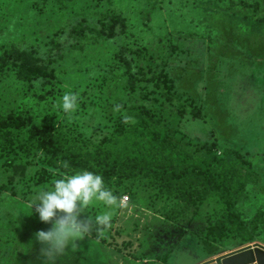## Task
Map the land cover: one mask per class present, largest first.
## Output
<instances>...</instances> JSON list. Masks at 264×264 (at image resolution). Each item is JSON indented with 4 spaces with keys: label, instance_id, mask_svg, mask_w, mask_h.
I'll use <instances>...</instances> for the list:
<instances>
[{
    "label": "rangeland",
    "instance_id": "obj_1",
    "mask_svg": "<svg viewBox=\"0 0 264 264\" xmlns=\"http://www.w3.org/2000/svg\"><path fill=\"white\" fill-rule=\"evenodd\" d=\"M223 4L227 12L242 15L229 0ZM262 4L264 15V0ZM212 8V0H0V55L12 48L35 52L37 59L50 55L47 71L56 78L51 85L38 84L32 90L18 69L0 66V116L28 110L48 126L72 128L68 135L76 130L94 148L98 143L102 149L111 144L117 149L122 138L115 132L116 123L130 108L144 103L140 91L131 93L133 86L117 60L121 47L135 48L138 56H127L133 71L162 69L179 101L200 109L201 117L188 112L181 120L171 105L165 106L166 133L177 154L188 147L199 156L204 151L195 149L215 139L219 148L255 154L250 168L236 162L237 173L232 174L235 185L241 184L237 211L242 222L228 223L217 195L194 174L167 188L139 173L132 190L137 195L134 202L126 201L115 210L94 202L81 216L114 211L104 238L95 231L87 234L77 250H69L57 264H198L242 246L264 245V34L241 38L243 29L234 31L208 12ZM112 15L123 19V27L113 40L101 42L90 29H98ZM69 91L79 97L71 116L58 107ZM116 104L122 105L120 112L113 111ZM149 107L157 114L156 103ZM182 166L186 167L183 161ZM3 169L0 183L9 175ZM30 175L27 168L25 179ZM55 179L38 188L51 186ZM33 191L25 200L30 202ZM20 206L18 212L27 217L32 213L33 223L39 225L36 232L51 228L40 221L35 206L33 211L29 203ZM33 229H27V235H33ZM23 240L17 247L29 245L34 262L42 245L29 243L30 237ZM5 248L9 261L2 254L0 264L20 257L15 247L0 242V250ZM36 264H43V257Z\"/></svg>",
    "mask_w": 264,
    "mask_h": 264
},
{
    "label": "trees",
    "instance_id": "obj_2",
    "mask_svg": "<svg viewBox=\"0 0 264 264\" xmlns=\"http://www.w3.org/2000/svg\"><path fill=\"white\" fill-rule=\"evenodd\" d=\"M262 1L229 0L231 5L239 6L243 11L242 15H238L227 12L228 9L223 4L225 0H212L213 13L209 9L208 12L217 14L219 19H223L234 31L243 29L241 38L252 40L253 36L264 34V15L260 13ZM118 27H123V19L119 15H112L107 21H101L98 29L92 28L90 31L102 42L113 40ZM137 52L135 48L121 47L117 54V60L122 64L126 77L133 86L131 93L140 91L144 101L142 105L127 111L128 116L134 118V123L126 124L122 120L119 124L116 123L115 132L122 138V146L117 149H114L113 144L102 149L98 143L94 148V143L89 142L76 130L77 135H68V129L72 128L63 127L64 129L58 130L54 126H48L42 120H37L39 115L33 116L28 110L0 116V165L5 166L0 168H4L3 173H9L0 183V242L9 243L19 254L20 257L11 261L12 264H23L20 258L25 259V263L32 262L34 256L30 254L33 249L29 248V245L17 247L25 242V237L33 239L29 243L34 244V234L39 227L33 223L35 218L30 215L32 213H27V217L18 212V209L22 208L19 207L20 204L30 203L29 198L25 200L24 196L30 195L32 190L40 185L50 183L51 177L60 178L65 173L87 170L99 174L103 177L105 186L111 189L114 195L121 198L130 195L131 200L127 197L129 202L137 199L132 190L136 189L133 185L140 179L137 176L139 173L150 176L160 187L167 188L194 174L203 181L209 192L217 195L228 223L235 224L237 219L242 222L241 214L237 211L242 201L239 191L241 184L235 185L233 175L237 173L236 162L250 168L254 163L255 154L219 148L216 139L195 149L204 151L199 156L194 155V149L188 147H183L177 154L171 147V140L166 133L168 126L165 118H168V115L165 106L171 105V111H175L181 120L188 112L193 117H201L200 109L194 108L193 104L188 107L179 101L174 84L162 69L150 66L133 71L127 56H138L134 55ZM50 57L48 55L46 60L37 59L35 52L12 48L4 50L0 55V66L10 64L18 69V76L35 90L38 84L44 88V84L51 85L56 79L52 70L47 71L52 64L49 62ZM152 103L158 106L157 114L149 107ZM182 161L186 167L182 166ZM64 162H67V168L63 167ZM27 168L31 174L28 180L24 177ZM246 185L247 183L242 189L246 188ZM185 198L189 199L186 196ZM31 228L35 231L29 236L26 231ZM2 254L9 261V250L1 249L0 259ZM35 257L38 259L29 264L39 262L41 256L38 252Z\"/></svg>",
    "mask_w": 264,
    "mask_h": 264
},
{
    "label": "clouds",
    "instance_id": "obj_3",
    "mask_svg": "<svg viewBox=\"0 0 264 264\" xmlns=\"http://www.w3.org/2000/svg\"><path fill=\"white\" fill-rule=\"evenodd\" d=\"M78 99L77 93L65 92L58 107L71 116L78 109ZM121 108L122 105L116 104L113 111L120 112ZM122 122L134 123L135 120L124 115ZM63 167H68L67 162ZM123 199L105 186L101 175L87 170L62 174L51 186L34 189L29 207L32 210L35 206L40 221L52 225L47 231L40 230L34 234V239L42 245L40 256L43 264H57V260L69 250L75 252L78 241L93 231L103 236L111 227L114 211H105L94 218L81 216L94 202H102L108 209L115 210L122 206Z\"/></svg>",
    "mask_w": 264,
    "mask_h": 264
},
{
    "label": "water",
    "instance_id": "obj_4",
    "mask_svg": "<svg viewBox=\"0 0 264 264\" xmlns=\"http://www.w3.org/2000/svg\"><path fill=\"white\" fill-rule=\"evenodd\" d=\"M199 264H264V246L254 243Z\"/></svg>",
    "mask_w": 264,
    "mask_h": 264
},
{
    "label": "crops",
    "instance_id": "obj_5",
    "mask_svg": "<svg viewBox=\"0 0 264 264\" xmlns=\"http://www.w3.org/2000/svg\"><path fill=\"white\" fill-rule=\"evenodd\" d=\"M262 245H263V244H262ZM263 246H264V245H263ZM243 247H245V246L239 247V248H237V249H241V248H243ZM237 249H233V250H230V251H226V252H223V253L217 254V255L214 256V257L221 256V255H224V254H228V253H230V252H232V251H234V250H237ZM210 259H212V258H210ZM198 264H199V263H198Z\"/></svg>",
    "mask_w": 264,
    "mask_h": 264
},
{
    "label": "built area",
    "instance_id": "obj_6",
    "mask_svg": "<svg viewBox=\"0 0 264 264\" xmlns=\"http://www.w3.org/2000/svg\"><path fill=\"white\" fill-rule=\"evenodd\" d=\"M123 198H125V199H123V202H122L124 204V203H126V201H128V198L127 197H123Z\"/></svg>",
    "mask_w": 264,
    "mask_h": 264
}]
</instances>
